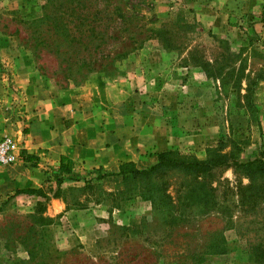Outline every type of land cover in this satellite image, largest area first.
I'll use <instances>...</instances> for the list:
<instances>
[{
    "label": "rangeland",
    "instance_id": "obj_1",
    "mask_svg": "<svg viewBox=\"0 0 264 264\" xmlns=\"http://www.w3.org/2000/svg\"><path fill=\"white\" fill-rule=\"evenodd\" d=\"M163 28L164 41L156 33ZM250 38L264 50V0H0V75L7 81L29 66L36 80L59 89L122 87L117 121L152 127L168 142L161 151L200 159L228 138L240 161L264 157V80L252 97L258 125L243 105L246 81L235 92L220 89L201 65L222 64ZM257 64L247 60L244 72ZM98 171L116 172L73 168L61 188L82 187ZM56 172L41 187L47 199L24 189L0 193V264H264V181L259 201L241 205L238 187L250 178L240 167L207 176L212 210L182 205L175 181L172 211L140 196L124 200L136 183L115 176L65 192L84 204L68 209L53 194Z\"/></svg>",
    "mask_w": 264,
    "mask_h": 264
},
{
    "label": "crops",
    "instance_id": "obj_2",
    "mask_svg": "<svg viewBox=\"0 0 264 264\" xmlns=\"http://www.w3.org/2000/svg\"><path fill=\"white\" fill-rule=\"evenodd\" d=\"M12 75L10 81L0 75V136L15 137L22 160L0 166V193L41 188L62 157L71 169L117 171L126 161L140 168L151 165L157 152L168 146L152 127H126L117 121L122 116L115 113L116 105L125 98L122 87L84 94L36 80L29 66ZM101 94L107 98L101 101Z\"/></svg>",
    "mask_w": 264,
    "mask_h": 264
},
{
    "label": "trees",
    "instance_id": "obj_3",
    "mask_svg": "<svg viewBox=\"0 0 264 264\" xmlns=\"http://www.w3.org/2000/svg\"><path fill=\"white\" fill-rule=\"evenodd\" d=\"M55 13L56 12H54V14ZM46 17L50 18L51 15H46ZM156 33L161 40L164 41L167 38L168 29L163 28L156 30ZM220 42L226 43L222 40ZM237 60L239 61L238 68L228 66ZM247 60H252L258 64L253 67L254 70L249 69V71L245 73V64ZM201 65L206 78L219 81L220 89L228 87L235 92L236 90L242 89V80L246 81L243 105L250 113L251 119L257 121V124L260 125L257 118L258 109L252 97L258 82L264 80V50H259L258 46L255 45L250 38L248 45L241 47L237 53H230L228 56H224L222 64L213 67L208 61H204ZM226 68L227 70H225ZM227 146H231L228 151L225 150ZM235 149H240L236 141L232 138H228L226 140L220 139L215 145L208 147L204 159L197 158L191 154H184L176 149L161 151L156 155V162L147 167L138 168L132 161L122 162L116 172L100 173V171H98V174H96L94 178L83 179L84 185L82 187H69L64 190L61 188V184L64 181L63 176L65 174H70L72 169L68 161L66 163L63 162L62 157L55 175L57 188L53 194L54 197L61 196L68 209L81 207L84 205L83 203L74 198L69 200L65 192H82L90 189L94 181H100L107 176H115L118 180L126 184L129 181H135L136 183V186L133 188L135 190L131 193L126 194L125 191L123 192L124 200L134 196H140L145 200H149L152 205L158 209L166 208L172 211L176 207V204L179 205V202H174L169 192L172 181H175L173 184L176 185L179 192L182 193V195L179 196L184 201L182 205L185 204V206L188 207L212 210L216 207L217 202L215 190L209 181H207V176L215 169L234 165L242 168L249 175L250 183L238 187V201L241 205H250L258 202L260 199L262 190L261 181H264V157L256 156L253 159L240 161L235 156ZM26 159H28V156H26ZM23 192L35 194L44 199L48 198L47 194L43 192L41 188L24 189Z\"/></svg>",
    "mask_w": 264,
    "mask_h": 264
},
{
    "label": "built area",
    "instance_id": "obj_4",
    "mask_svg": "<svg viewBox=\"0 0 264 264\" xmlns=\"http://www.w3.org/2000/svg\"><path fill=\"white\" fill-rule=\"evenodd\" d=\"M20 146L14 136H0V166L15 164L22 160Z\"/></svg>",
    "mask_w": 264,
    "mask_h": 264
}]
</instances>
